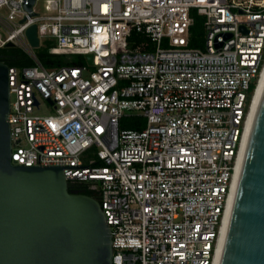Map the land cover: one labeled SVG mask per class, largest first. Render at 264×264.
<instances>
[{"label":"built area","instance_id":"1","mask_svg":"<svg viewBox=\"0 0 264 264\" xmlns=\"http://www.w3.org/2000/svg\"><path fill=\"white\" fill-rule=\"evenodd\" d=\"M38 1L0 0V48L34 61L9 67L12 160L90 183L113 264H215L264 69V0ZM193 13L204 49L189 45ZM34 24L40 45L93 63L44 67ZM133 116L146 126L122 128Z\"/></svg>","mask_w":264,"mask_h":264},{"label":"water","instance_id":"2","mask_svg":"<svg viewBox=\"0 0 264 264\" xmlns=\"http://www.w3.org/2000/svg\"><path fill=\"white\" fill-rule=\"evenodd\" d=\"M27 37L40 46L36 24ZM86 58L93 63L91 53ZM9 67L0 57V264H113L111 228L99 199L71 188L60 165L12 160ZM217 264H264V82Z\"/></svg>","mask_w":264,"mask_h":264},{"label":"trees","instance_id":"3","mask_svg":"<svg viewBox=\"0 0 264 264\" xmlns=\"http://www.w3.org/2000/svg\"><path fill=\"white\" fill-rule=\"evenodd\" d=\"M202 17L201 15H197ZM203 33L201 20L198 21L196 19L195 24L191 28V38H190V47L198 48L199 45H201V35ZM54 47V46H53ZM53 47L50 48L49 51H40L39 53H36L39 61L42 63V65L46 68H56L62 65H79L84 62L81 60H75L73 59L74 54H62V53H56L53 51ZM7 49L6 47L0 48V52ZM7 53L9 56L4 59L10 66H16V67H23V66H31L34 64L33 59L22 49L15 47L10 48ZM254 86H252L251 92H253ZM121 127H131L136 128L138 127L137 124L132 123L131 120L123 119L121 123ZM71 188H79L82 189L85 193L92 195L94 197H98L97 194L92 191L89 186V182H70L69 183Z\"/></svg>","mask_w":264,"mask_h":264},{"label":"rangeland","instance_id":"4","mask_svg":"<svg viewBox=\"0 0 264 264\" xmlns=\"http://www.w3.org/2000/svg\"><path fill=\"white\" fill-rule=\"evenodd\" d=\"M44 5H45V1L44 0H39L37 2V8L39 10H44ZM193 15L195 16V18L200 21L201 20V24H202V29H203V33L200 34L201 35V45L198 46V48L200 49H204L205 48V37H206V31H205V28H204V17H200V16H197L196 13H193ZM56 42L55 40H43L41 45L38 46V47H35L34 48V51L36 53H39L40 51H49L51 47L55 46ZM73 59L75 60H81L82 62L84 63H87V58L85 55H82V54H74L73 55ZM136 114V113H135ZM126 120H131L132 123H135L137 124L138 127L136 128H142V127H145L146 124H147V119L145 117H140V116H133V117H129V118H125ZM123 128V127H122ZM125 128H131V127H125ZM135 128V127H134Z\"/></svg>","mask_w":264,"mask_h":264},{"label":"bare ground","instance_id":"5","mask_svg":"<svg viewBox=\"0 0 264 264\" xmlns=\"http://www.w3.org/2000/svg\"><path fill=\"white\" fill-rule=\"evenodd\" d=\"M263 82H264V69H263V72L261 74V79H260L259 85H258V87L256 89V92H255V96H254V100H253V105H252V110H251V114H250V118H249V123H248L249 129H248V132H247V135H246V140L244 142V146H243V148L241 150V161H242L244 149H245V146H246V142H247V138H248L250 126H251V123H252V119H253L255 107H256V104H257L259 92H260V89H261V86H262ZM241 161H240V165H241ZM240 165H239L238 172H237V175H236V179H235V183H234V187H233L232 196H231V199H230V202H229V205H228L227 214H226V217H225V220H224V224H223V227H222V235H221V239H220V244H219V249H218V254H217V257H216L215 264H217V259H218V255H219V251H220V247H221V243H222V239H223V235H224V231H225V227H226V223H227L229 211H230V206H231V202H232V198H233V194H234V189H235V185H236V181H237V177H238Z\"/></svg>","mask_w":264,"mask_h":264},{"label":"flooded vegetation","instance_id":"6","mask_svg":"<svg viewBox=\"0 0 264 264\" xmlns=\"http://www.w3.org/2000/svg\"><path fill=\"white\" fill-rule=\"evenodd\" d=\"M7 49H5L4 51L0 52V57L1 58H7L9 56V54L7 53V51L10 48H15L16 46H5Z\"/></svg>","mask_w":264,"mask_h":264}]
</instances>
